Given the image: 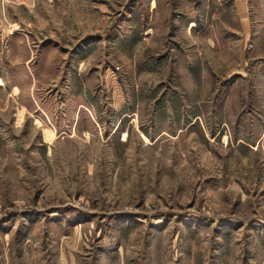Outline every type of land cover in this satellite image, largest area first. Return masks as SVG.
Here are the masks:
<instances>
[{
  "label": "rangeland",
  "instance_id": "1",
  "mask_svg": "<svg viewBox=\"0 0 264 264\" xmlns=\"http://www.w3.org/2000/svg\"><path fill=\"white\" fill-rule=\"evenodd\" d=\"M0 264H264V0H0Z\"/></svg>",
  "mask_w": 264,
  "mask_h": 264
}]
</instances>
